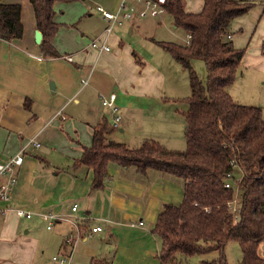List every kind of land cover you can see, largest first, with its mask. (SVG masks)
Masks as SVG:
<instances>
[{"label": "crops", "instance_id": "1", "mask_svg": "<svg viewBox=\"0 0 264 264\" xmlns=\"http://www.w3.org/2000/svg\"><path fill=\"white\" fill-rule=\"evenodd\" d=\"M118 1L56 2L58 28L50 40L56 56L46 57L34 41L37 28L29 0H1L20 5L23 35L10 42L0 38V161L31 140L40 146L25 151L11 198L0 201V264H54L49 261L54 256H70V264H160V240L152 229L166 205L182 202L183 181L109 163L102 188L92 189V170L76 163L101 123L107 124L109 140L129 148L145 141L173 151L178 145L174 134L180 124L166 113L175 102L164 95L166 71L177 69L166 57L157 54L154 62L145 52L138 38H152L141 32L152 30L142 22L147 18L115 27L105 39L107 21L95 8L111 11ZM233 1L252 4L232 22L229 36L234 48L244 52L238 71L248 83L264 78V0ZM183 3L188 13L203 8L202 0ZM92 41L105 42L110 50L99 52ZM187 43L188 35L180 45ZM86 78L88 84L82 86ZM228 92L235 103L261 109L260 95ZM112 93L120 118L117 128L111 110L101 104ZM186 111L181 112L184 134ZM17 208L31 217H18ZM47 214L56 218L49 229ZM95 227L101 231L91 233ZM78 233L74 246L64 243L66 236Z\"/></svg>", "mask_w": 264, "mask_h": 264}, {"label": "trees", "instance_id": "2", "mask_svg": "<svg viewBox=\"0 0 264 264\" xmlns=\"http://www.w3.org/2000/svg\"><path fill=\"white\" fill-rule=\"evenodd\" d=\"M60 1L71 0H29L42 35L39 48L46 57L56 56L50 40L58 28L54 5ZM202 1L200 12L188 13L183 0H167L165 13L189 38L186 45L160 43L188 75L185 150H168L154 141L129 148L109 140L107 124L101 123L93 129L91 146L83 148L76 163L92 170V189L102 188L109 163L134 167L140 174L153 170L183 181L182 202L166 205L152 229L160 240V264H184L180 256L210 253H215V258L201 264H228L225 248L230 242L239 247V264H264L259 253L264 243V118L260 108L237 104L228 92L244 54L229 40L231 24L252 4ZM20 15V5H6L0 0L2 40L22 37ZM192 60L204 63V81L193 70ZM230 172L232 188L227 189L225 177ZM234 201L236 212L232 210Z\"/></svg>", "mask_w": 264, "mask_h": 264}, {"label": "rangeland", "instance_id": "3", "mask_svg": "<svg viewBox=\"0 0 264 264\" xmlns=\"http://www.w3.org/2000/svg\"><path fill=\"white\" fill-rule=\"evenodd\" d=\"M116 8V7H115ZM115 9L111 10L114 11ZM151 19V18H150ZM147 18L146 20H142V22L149 23L152 25V30L146 28L147 30H142V34H148L146 36H150L152 38L145 39L144 35H141L138 39L141 40V45H143L145 52L148 54L150 60L156 59V55H162L167 58L169 63H172L176 67V71H166L165 78V86L166 90L164 91V95L167 96L170 100L175 101L174 105H170V109L167 110V114L169 116H173L175 121H177L180 125L175 124V134H174V143L177 147L174 148L175 151H183L186 148L185 143V134H184V119L181 115L184 109H186L187 105L184 103L185 99L190 95V85L188 81V75L185 71L181 70V68L172 61V58L166 54L167 52L161 49L160 43L169 42L176 44H184L187 41V33L180 27H175L171 17L169 15H165L162 19L150 20ZM156 27V29H154ZM115 28V27H114ZM154 38V39H153ZM164 51V52H163ZM168 55V56H167ZM160 58V57H158ZM172 61V62H171ZM154 62H158L154 60ZM191 66L199 79L202 81L205 80L206 77V69L205 65L201 60H192ZM241 71H238L236 74L235 82L232 84L230 88L235 96L245 97L243 95H260L261 98L257 99V104H261L262 116L264 118V78L261 79H252L248 83H244L241 79ZM253 96L246 97L247 99H251ZM239 104V103H237ZM244 105V104H240ZM246 106V105H245ZM137 148V147H133ZM238 179L240 174L237 175ZM237 204V202H236ZM235 205V204H234ZM215 253H210L203 256H194L190 258H186L180 256L178 259H181L184 264H201L202 261H210L215 258ZM225 257L228 264H239L241 261V252L236 243L230 242L227 244L225 248ZM49 261H51V257H49Z\"/></svg>", "mask_w": 264, "mask_h": 264}, {"label": "built area", "instance_id": "4", "mask_svg": "<svg viewBox=\"0 0 264 264\" xmlns=\"http://www.w3.org/2000/svg\"><path fill=\"white\" fill-rule=\"evenodd\" d=\"M166 3L167 0H119L114 11L105 10L101 6H96L95 9L97 13H99L101 17L107 21V27L104 30V35L106 39L108 35L112 32L114 27H121L126 22H130L136 19L140 20L145 18H161L162 15L165 14ZM90 45L93 48L98 49L99 52L110 50V48L106 45L105 42L102 44H97L96 41H92ZM64 58L68 61H72L71 56H66ZM88 80L89 78L82 79L81 85H87ZM115 99L116 96L113 93L106 98H101L102 106L109 108L111 110V113L113 114V128H117L120 123V118L117 114L118 108L115 104ZM29 146L37 148L40 146V143L35 140H31L25 145H23L13 157L7 159L6 161H0V201L6 202L10 200L14 186L17 182L16 170L23 164L25 158V151L29 149ZM230 166L232 168H235L236 164L231 162ZM241 176L242 173H240L239 179L241 178ZM225 179L226 180L224 187L227 189L232 188V173L230 172L226 174ZM14 210L18 217H31V214L23 209L17 208ZM72 210L75 211L76 207L74 206ZM232 210L233 212L237 211L236 201H234L232 204ZM44 217L45 219H49V229L50 225L56 218L51 214H47ZM139 224L141 225L142 222H140ZM131 226H134V224H132ZM99 231H101L100 227H95L91 229V233ZM78 237L79 233L78 235H75V238L73 235H68L64 238V243L67 246H74ZM261 251V255L264 258V243L261 245ZM51 260L54 264H70V256H54Z\"/></svg>", "mask_w": 264, "mask_h": 264}, {"label": "water", "instance_id": "5", "mask_svg": "<svg viewBox=\"0 0 264 264\" xmlns=\"http://www.w3.org/2000/svg\"><path fill=\"white\" fill-rule=\"evenodd\" d=\"M41 39H42L41 33L38 30H36L35 33H34V41H35V43L36 44H40Z\"/></svg>", "mask_w": 264, "mask_h": 264}]
</instances>
